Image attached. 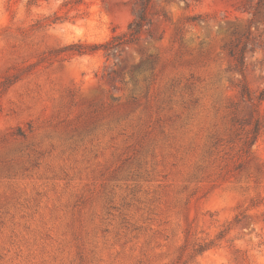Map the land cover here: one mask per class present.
I'll list each match as a JSON object with an SVG mask.
<instances>
[{
	"label": "rangeland",
	"instance_id": "obj_1",
	"mask_svg": "<svg viewBox=\"0 0 264 264\" xmlns=\"http://www.w3.org/2000/svg\"><path fill=\"white\" fill-rule=\"evenodd\" d=\"M258 2L0 0V264H264Z\"/></svg>",
	"mask_w": 264,
	"mask_h": 264
},
{
	"label": "trees",
	"instance_id": "obj_2",
	"mask_svg": "<svg viewBox=\"0 0 264 264\" xmlns=\"http://www.w3.org/2000/svg\"><path fill=\"white\" fill-rule=\"evenodd\" d=\"M264 8V0H259V2L257 3V11L259 14V11ZM47 20V18L45 19ZM50 21V20H49ZM58 21V18L52 20L49 23H56ZM152 24V21L150 20V18L148 17V11H147V6L144 7V9L142 10V12L140 14H138L136 16V18L134 19V21L132 23L129 24L128 28H127V32H126V36L128 37V39L126 40L127 43H135L138 42L141 34L143 33V31L148 28L150 25ZM252 35V33L250 32V30H248L243 36L246 37V39L249 42V38ZM246 43L243 45L242 49L239 50L238 52H235V49L230 48L229 49V53L230 55L237 61V65L243 69L245 67L246 64ZM100 46H85V45H80L78 46V48L76 49V52L79 55H85L88 53H91L97 49H99ZM237 47V46H236ZM105 49L107 51H110L106 48ZM110 49V48H109ZM260 100L264 99V92L260 95L259 97ZM260 131V125L257 124V126L255 127V132L258 135Z\"/></svg>",
	"mask_w": 264,
	"mask_h": 264
}]
</instances>
